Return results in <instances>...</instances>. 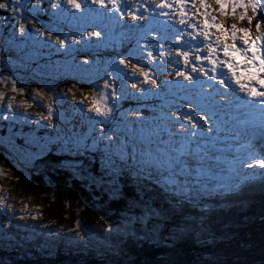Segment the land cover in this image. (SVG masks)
Returning <instances> with one entry per match:
<instances>
[{"label":"trees","instance_id":"trees-1","mask_svg":"<svg viewBox=\"0 0 264 264\" xmlns=\"http://www.w3.org/2000/svg\"><path fill=\"white\" fill-rule=\"evenodd\" d=\"M3 1L12 5L0 8V44L20 46L33 61L6 50L1 65L20 76L65 77L78 88L54 89V105L30 82L43 124L0 111V187L33 200L39 210L11 217L0 212V264H264V171L212 194L190 189L181 178L202 168L171 137L172 123L193 108L177 75L184 72L185 50L172 37L175 0H164L171 5L164 8L118 0L119 11L89 0L69 18L67 7L51 10L48 0ZM98 99L111 109L107 116L95 111ZM29 130L49 140L41 147ZM19 156L34 157L28 158L34 164ZM130 212L134 223L146 222L143 232L124 220Z\"/></svg>","mask_w":264,"mask_h":264},{"label":"rangeland","instance_id":"rangeland-1","mask_svg":"<svg viewBox=\"0 0 264 264\" xmlns=\"http://www.w3.org/2000/svg\"><path fill=\"white\" fill-rule=\"evenodd\" d=\"M12 2L17 3H24L23 0H11ZM89 0H78V2L82 5L87 3ZM29 0H26L25 3H28ZM33 2V1H30ZM50 4L48 5L49 9L55 10L57 8H61L65 11L64 6L67 7L68 11H65V14H68L69 16L74 17V15H71L72 9H74L69 3L68 0H48ZM161 0H154L150 1V4L153 5L154 3L158 4ZM0 3H6L8 7L11 3H7L3 0H0ZM68 4V5H67ZM245 4H248V0L245 1ZM12 5V4H11ZM56 6L55 9H53V6ZM67 5V6H66ZM210 7V6H209ZM186 10L191 9L192 12H195V9H192L191 3L187 4L185 6ZM215 12L219 13H227L222 20L223 28L225 27L230 28L232 24H235L234 19H237L239 22V26L243 28H256V23L260 22V28L264 31V15H261V8H264V0H259V4L257 5V9L255 13H253V9L251 6H248L247 8H237L239 11H232V7L230 4L226 5L223 12L219 10V5L215 3V0L213 1L211 7ZM177 10L180 12V6L177 5ZM203 11V10H201ZM230 11V12H229ZM241 13H245V18L240 19L237 16L240 17ZM195 17L197 20L196 23H202L203 22V15H184L182 16L181 13L177 16V20H179V23H176L181 29L178 31L175 35L177 37L178 35L183 40V46L182 47H188L191 46L192 41V35H196V32L194 29L188 26V24L184 25L181 23V20L189 17ZM248 16L252 17L251 23L247 19ZM17 19V18H16ZM15 22V21H14ZM33 26H31L32 28ZM53 33L55 32H61L66 33L65 27L63 28H55L50 27L48 28ZM213 32H216L217 30L215 28L212 29ZM263 31L259 30L260 33H263ZM90 33L92 31H89ZM71 35L76 34L74 31L70 32ZM85 33V32H84ZM197 39H202V36H197ZM6 44L1 43L0 44V60H5V55H8L5 53L7 50L9 53H12L13 55L17 56L18 58H21V60H32V55L26 54L24 56L23 49L15 45L13 43L5 41ZM188 42V44H187ZM228 43H233V41L229 38ZM237 46H240V41H237ZM196 45V48H201L202 51L197 52L195 49L191 50L192 58L194 60V64L196 67V71H192V66L187 67V73H189L193 79L187 80L186 79V94H192L191 100L199 102L196 108H199V110H193L195 114V118L191 119V121L188 122H182L179 123L180 128H177L175 130V137L181 136L182 137V143L180 144L181 153H185V151H188L191 153L196 159L202 161L205 172L202 175L201 178H194L189 177L191 180V185L194 187V189L200 191L207 188H211L212 190H215L217 188H222L223 185L220 183L221 178L229 179L231 177H223L221 174L225 171H232L233 173H236L232 169V163L235 164H241L245 166L246 168H258L259 171H264V167H261L260 165L255 163L256 159H264L263 157V149L264 142L259 141L257 139H252L248 136L243 135V133L235 128L227 119L226 112V105L223 103H230L235 104L238 101L241 100L240 96L245 93V90L240 87L239 83L232 82L230 80V74L228 76L220 75L213 77L212 67L207 61H196L195 56L197 55H206L207 54V46L206 45H200L197 43H193ZM87 46V45H86ZM264 51V49H262ZM220 59H224L223 54L220 53ZM250 55V53H249ZM234 59L237 63L243 62V57L239 55H234ZM7 65H1L0 63V111H4L5 113H8L10 115H13L15 117L21 118H30L34 119L35 121H38L39 123L43 124V121L46 120L45 115H40L39 111L36 110L35 105L36 103L33 102L30 98V82H36L38 83V87L34 88L33 92H37L41 97L44 99H47L49 101H52L54 105H57L58 99L55 97L54 89L58 88L59 91L63 94H66L69 91V86H72L74 88H78L77 84H71L70 82H65L64 79L62 80H47L35 76H20L17 71L5 69L7 68ZM203 67L204 71L201 72L200 68ZM222 73L228 72L226 68L224 69H218ZM207 73V74H205ZM239 74V73H238ZM245 75H248L245 73ZM264 75V74H260ZM224 79L226 84H230L229 87H226L224 84L220 83V80ZM243 82V81H242ZM254 82V81H252ZM67 83V84H65ZM94 87L93 89L98 93L100 96L101 93L99 92L100 86L99 83L93 82ZM258 86V85H257ZM236 88V89H235ZM235 89V90H234ZM241 92V93H238ZM259 91H264V88H260ZM246 94V93H245ZM36 96V95H35ZM74 95L69 96V98H74ZM101 97V96H100ZM248 95H246L247 99ZM106 99V96H104ZM260 97H257V99L253 100L258 103V100ZM19 102H18V101ZM99 102L100 105V99L94 101ZM216 102V110L212 111V103ZM11 105V107H9ZM38 112V113H35ZM128 113L131 112V110H127ZM201 117H208V119L201 120ZM46 122V121H45ZM193 122H200L202 127H198L195 129H192V123ZM185 124V125H183ZM55 127L59 128L58 124H55ZM188 129H192V132L195 133V135H192L188 132ZM211 130V131H209ZM197 147V152H192L191 149ZM23 160V162H29L33 163L34 161L28 158H34V157H23L19 156ZM225 158L232 163L225 162ZM17 167H20L19 162H17ZM213 165L217 168V171H212L211 167L213 168ZM249 166V167H248ZM239 173V172H238ZM240 173H243L240 171ZM227 174V173H226ZM148 176V175H147ZM229 176V175H228ZM219 178V179H218ZM158 181V180H157ZM0 183L1 179H0ZM233 184H236V182H233ZM33 200L26 198L24 196H20L14 193V191H10V188L7 185H4L0 187V212L6 214H9L10 217L20 214L21 212H26L35 214L38 213L39 210L37 207H35L34 204H32ZM30 211V212H29ZM24 214H26L24 212ZM133 213L130 212L129 214L126 213L124 220H128L131 226L137 227L141 232H143L146 228L143 223L146 222H138L134 223ZM25 216V215H23ZM137 217V216H136ZM2 220V219H1ZM0 220V221H1ZM10 222V221H9ZM113 237H119V234L113 235ZM112 243V242H111Z\"/></svg>","mask_w":264,"mask_h":264},{"label":"snow or ice","instance_id":"snow-or-ice-1","mask_svg":"<svg viewBox=\"0 0 264 264\" xmlns=\"http://www.w3.org/2000/svg\"><path fill=\"white\" fill-rule=\"evenodd\" d=\"M176 4L180 6V13L182 16L184 15H203L204 19L202 23H189L188 26L195 30L196 35H192L193 43H197L200 45L207 46V54L206 55H197L195 56L196 61H207L211 67L213 72V77L220 75L228 76L230 74V80L235 83H239L241 88H248L249 95L251 97H264V91H258L256 86H250V82L255 81L256 85L264 88V33H259L260 22L256 23V28L258 31V35L255 38H251L249 35L248 28H240L237 29L235 24H232L230 30H225L223 26L216 22V18L210 15V7L207 4L206 0H175ZM191 3L192 9H195V12H192L191 9L186 11L185 6ZM68 3L77 11H79L82 5L78 2V0H68ZM93 4H98L102 7H106L107 3L112 5V8L119 11L120 5L118 0H92ZM215 3L219 5V10L221 12L224 11L226 5L230 4L232 9L236 8H246L247 6H251L253 9V13H255L257 9V5L259 4V0H248V4H245V0H215ZM161 4H164V0H161ZM166 7H171L170 4H164ZM8 5L6 3H0V8H7ZM55 7V5H54ZM203 10V11H201ZM132 19H138V17L134 13H130ZM261 15H264V8H261ZM245 18V13L240 14V19ZM2 19V18H0ZM247 19L251 23L252 17L248 16ZM181 23H185L182 19ZM215 28L217 31L213 32L212 29ZM21 31L23 32V26H21ZM240 32L242 35L238 36L237 33ZM97 37L101 35L100 32L94 33ZM49 35H51L49 33ZM92 35V33H89ZM197 36H202V39H197ZM231 39L233 43H228V39ZM76 37H73L75 40ZM237 41H240V46H237ZM60 46H64L65 41H59ZM179 52V49H177ZM195 51H202L201 48H196ZM220 53L223 54L224 59H220ZM250 53V55H249ZM183 56L185 64L189 63V52L180 53ZM234 55H239L243 57L242 63H237L234 59ZM154 59V58H153ZM121 64H126L127 61L123 58L120 60ZM133 67H136L133 65ZM226 68L228 72L222 73L218 69ZM197 69L195 64L192 66V71L195 72ZM200 71L203 72V67L200 68ZM239 73V74H238ZM247 73L248 75H245ZM145 77V81L149 79L147 72H142ZM207 74V73H205ZM178 76H183L187 80H192L193 77L187 72H177ZM247 81V82H242ZM153 84L156 83L155 80L151 81ZM221 84H224L226 87H229L230 84H226L224 79L220 80ZM108 86L107 81H105V87ZM103 99V95L101 97ZM261 105H264V99H260L258 101ZM11 107V105L9 106ZM95 111L100 114L107 116V114L111 111L110 108L100 107L99 102L94 103L93 105ZM184 119L186 121H191L189 116H185ZM208 119V117H201V120ZM202 127L200 122H193L192 129ZM192 129H188V132L192 135H195L192 132ZM211 131V130H209ZM255 163L264 167V159H256Z\"/></svg>","mask_w":264,"mask_h":264},{"label":"bare ground","instance_id":"bare-ground-1","mask_svg":"<svg viewBox=\"0 0 264 264\" xmlns=\"http://www.w3.org/2000/svg\"><path fill=\"white\" fill-rule=\"evenodd\" d=\"M175 27H176V31H178L179 30V27H178V25H175ZM88 47H90L91 45H87ZM62 79H64L65 80V77H63ZM62 79H59V80H62ZM243 82H247V81H243ZM250 86H256L257 87V90L259 91L260 90V86H257L256 85V82L254 81V82H250ZM236 89V88H235ZM234 89V90H235ZM244 90H245V93L244 94H242L241 96H240V98H241V100H240V106H237V105H235V104H230V103H223V104H225L226 105V110H224V112H226V116H227V119H228V121L235 127V128H237L238 130H240L241 128H244V129H246L247 131H255V134L256 135H258V136H261L260 138H257V137H255V138H257L259 141H263L264 142V130H260V129H254L253 127L254 126H252L247 120V118L245 117V116H247V114H244L245 113V111H246V108H241V106H243V107H246V106H248L249 105V103L247 102V100H246V95H248V96H250L249 95V89L248 88H243ZM238 93H241V92H239L238 91ZM253 98H255V97H253ZM211 108H212V111H217L216 110V102H213L212 103V106H211ZM130 110V109H129ZM128 113V112H127ZM91 121H93V119H90V122ZM241 123H242V125H241ZM149 124H151V123H149ZM29 131H31V130H29ZM30 136H31V134L34 136V137H37V138H39V139H41V143H40V146L41 147H43L44 146V143L46 142V141H48L49 139H47V138H45L44 136H43V134H41V135H39L36 131H31V134L30 133H28ZM129 136H131V138L133 139V138H135L137 135L134 133V132H132V133H129L128 134ZM32 137V136H31ZM45 138V139H44ZM65 141H69V137L68 138H63ZM113 149H114V152H116L117 153V151H119V146H117V145H115V146H113ZM194 150H195V152H197V147H194V148H192L191 149V151L192 152H194ZM82 153V152H81ZM69 159H70V161L71 160H73L71 157H68ZM225 162H230V163H232L231 161H229V160H227L226 158H225V161H224V163ZM235 163H238V162H235ZM213 169V170H212ZM232 169L234 170V171H236V172H239V175L237 176V178H241V176H242V174L240 173V171L243 169L244 171H245V173L248 175L249 174V172H248V170H247V168L245 167V166H243V165H241V164H232ZM211 170L212 171H217V168L215 167V165H213V168L211 167ZM149 172V171H148ZM98 175L100 176V173H98ZM151 174L150 173H148V176L146 175V181H150L151 180ZM158 179H156V185H153V183H151V185H152V187H153V189H157V186H158V181H157ZM255 180V177L254 176H251L248 180H247V182H250V181H254ZM6 217H10V215L9 214H6ZM79 246H81V245H79Z\"/></svg>","mask_w":264,"mask_h":264}]
</instances>
